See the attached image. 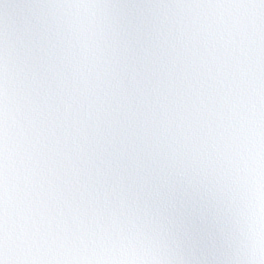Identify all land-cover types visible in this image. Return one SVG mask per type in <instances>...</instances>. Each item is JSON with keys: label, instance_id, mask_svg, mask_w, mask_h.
Returning <instances> with one entry per match:
<instances>
[{"label": "snow or ice", "instance_id": "6c2138e0", "mask_svg": "<svg viewBox=\"0 0 264 264\" xmlns=\"http://www.w3.org/2000/svg\"><path fill=\"white\" fill-rule=\"evenodd\" d=\"M0 264H264V0H0Z\"/></svg>", "mask_w": 264, "mask_h": 264}]
</instances>
